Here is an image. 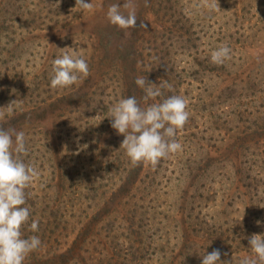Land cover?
Returning <instances> with one entry per match:
<instances>
[{
  "label": "rangeland",
  "instance_id": "1",
  "mask_svg": "<svg viewBox=\"0 0 264 264\" xmlns=\"http://www.w3.org/2000/svg\"><path fill=\"white\" fill-rule=\"evenodd\" d=\"M126 2L0 0V129L25 133L38 173L21 231L42 243L24 264H202L217 249L241 264L264 236V0H133L137 27L121 30L107 11ZM65 52L90 74L54 89ZM138 77L162 96L145 102ZM170 95L187 101L182 149L133 166L110 109Z\"/></svg>",
  "mask_w": 264,
  "mask_h": 264
},
{
  "label": "clouds",
  "instance_id": "2",
  "mask_svg": "<svg viewBox=\"0 0 264 264\" xmlns=\"http://www.w3.org/2000/svg\"><path fill=\"white\" fill-rule=\"evenodd\" d=\"M76 7L81 12H91L93 3L76 0ZM123 7L126 13L116 3L109 7V23L121 30L137 27L133 0H127ZM230 52L229 46H221L212 51L210 60L215 65H223L230 59ZM89 74V65L83 56L65 52L52 62L50 85L54 89H66ZM135 83L143 90L145 102L163 94L162 85L150 83L147 78L138 77ZM186 109L187 101L179 95H170L146 108L141 107L135 96H129L110 109L111 127L124 136L121 147L133 166L145 163L155 167L182 149L176 137L188 121ZM27 154L23 131L0 129V264H24L26 257L42 243L38 235L25 237L21 231L31 215L30 208L25 206V190L38 175L34 166L25 163ZM30 229L38 232L39 222L33 220ZM248 243L253 255L241 264H264V236L253 235ZM220 257V251L213 250L202 256V264H226Z\"/></svg>",
  "mask_w": 264,
  "mask_h": 264
},
{
  "label": "trees",
  "instance_id": "3",
  "mask_svg": "<svg viewBox=\"0 0 264 264\" xmlns=\"http://www.w3.org/2000/svg\"><path fill=\"white\" fill-rule=\"evenodd\" d=\"M63 264H67V262H65V259H63Z\"/></svg>",
  "mask_w": 264,
  "mask_h": 264
}]
</instances>
